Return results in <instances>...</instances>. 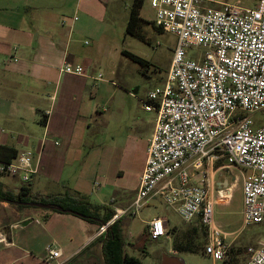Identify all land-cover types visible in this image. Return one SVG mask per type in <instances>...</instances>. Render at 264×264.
<instances>
[{"label": "built area", "instance_id": "obj_1", "mask_svg": "<svg viewBox=\"0 0 264 264\" xmlns=\"http://www.w3.org/2000/svg\"><path fill=\"white\" fill-rule=\"evenodd\" d=\"M150 4L156 27L174 34L176 47L166 82L150 91L144 102L147 111L157 112V120L136 198L99 228L98 237L130 211L137 213L161 197L185 223L205 227L204 254L213 262H225L231 243L229 233L214 220V206L230 197L215 189V162L224 159L226 167L242 172L244 226L264 223V122L256 128L248 115L264 111V0L255 8L240 2L214 8L203 5V0ZM190 48L201 53L190 56ZM61 71L85 73L81 65L67 63ZM98 78L103 80L101 74ZM36 173L32 151L0 163L1 175L23 183ZM165 224L163 218L152 219L149 236L153 240L167 236ZM0 242H7L2 232ZM46 251L51 262L62 257L56 244ZM244 264H264V244L251 249Z\"/></svg>", "mask_w": 264, "mask_h": 264}, {"label": "crops", "instance_id": "obj_2", "mask_svg": "<svg viewBox=\"0 0 264 264\" xmlns=\"http://www.w3.org/2000/svg\"><path fill=\"white\" fill-rule=\"evenodd\" d=\"M70 1L74 2L76 13L69 25L65 20L67 16L57 11L68 0H0V147L6 146L18 153L32 151L37 165V173L28 184L17 177L0 174V186L19 192L22 186L30 185L34 192L58 199L82 194L90 203L110 206L116 212L130 208L136 198L147 147L133 191L117 186L108 170L102 176L103 181H95L93 185L86 183L81 165L72 184L75 164L89 156L84 147L94 134V126L98 127L106 114L104 106L114 100L118 92L108 94L104 79L92 75V67L83 75L61 71L66 63L76 66L83 61L80 52L72 51L70 45L79 22L77 11L84 7L88 17H94L86 8L93 0ZM156 120L157 115L150 124L146 142L152 138ZM12 153L7 152V155ZM214 169L216 173L212 174L220 190L227 179L223 182L216 179L218 175L229 174L231 168L222 164ZM123 174V171L117 173L118 176ZM119 192L129 194L119 199L116 197ZM43 210L33 212L0 202V232L7 238L6 243L0 242V264H72L77 256L93 248L99 261L95 264H106L96 223L79 216H66L68 212L58 211L57 214L50 211L53 209ZM163 219L167 232L172 231L168 220ZM30 223H36L44 235V246L37 254L22 245L16 232ZM177 232L179 229L175 234ZM50 244L62 250L58 262L48 260L46 248ZM178 253L173 248L167 256L180 260Z\"/></svg>", "mask_w": 264, "mask_h": 264}, {"label": "rangeland", "instance_id": "obj_3", "mask_svg": "<svg viewBox=\"0 0 264 264\" xmlns=\"http://www.w3.org/2000/svg\"><path fill=\"white\" fill-rule=\"evenodd\" d=\"M134 1L93 0V3L87 4L86 8L94 17H88L87 12L83 10L84 7L77 11L79 22L71 37V50L80 52L83 59L80 65L85 72L92 67V75L103 76L108 94L115 90L118 93L114 100L104 106L106 114L100 125L94 126L92 130L94 134L84 147L85 154L88 153L89 156L86 160L75 164L73 185L76 172H79L81 165L84 166L86 173V183L93 185L95 181H103L102 176L108 170L110 178L116 180L117 186H123L129 191L136 188L143 151L145 147L148 149L150 143V140L146 142V137L150 124L157 115V112L147 111L144 102L150 91L163 87L166 82L177 38L174 34L160 31L156 27L155 11L151 7L150 0H143L139 13L142 20L140 33L143 37L128 34L127 26ZM236 2H240L246 8H255L260 0H203V5L217 8L225 3ZM61 9L57 8V11L60 15L67 16L65 20L70 25L71 18L76 13L74 2L68 0ZM97 10L100 11V16L95 17L96 13H99ZM66 43L67 41L63 45L65 46ZM124 49L146 60L148 64L144 66L122 54ZM200 53V49H188L190 56ZM135 91L137 93L133 94ZM248 115L255 122L256 128L264 122V111ZM215 163L225 165L226 161L222 159ZM230 170L229 174L218 175L216 179L217 182L227 179L231 196L226 194L225 197H230L228 200L215 204L214 220L229 233L228 241L231 243V250L233 248L231 254L237 258L235 264H244L250 256V250L264 244V223L244 226L243 175L238 169ZM119 171H123L124 174L118 176ZM233 185L235 187L232 188ZM221 189L226 188L222 185ZM128 194L119 192L116 197L120 199ZM215 194L217 195V192ZM26 209L33 212L45 211L38 207ZM50 211L59 214L54 209ZM66 216L78 218L72 213H67ZM154 218L168 220V226L172 228V231H168L167 237L153 240L149 236L148 224ZM42 221L44 222L43 219ZM120 223L125 251L139 259L141 264H162L163 256L174 248L175 230L187 231L191 226H195L185 223L178 212L168 207L161 197L152 199L137 213L135 210L130 211L122 217ZM16 232L19 233L18 239L22 240V245L27 249L35 254L42 250L45 243L44 235L36 223H30ZM207 239V230H200L194 235L192 243L195 246L193 247L196 248L198 243L204 245ZM185 243L179 236L178 245L183 247ZM197 248L190 252L181 251L177 257L183 264H231L228 260L213 262L209 255L202 253L200 245ZM88 261L92 264L99 262L96 248L86 250L77 256L72 264Z\"/></svg>", "mask_w": 264, "mask_h": 264}, {"label": "trees", "instance_id": "obj_4", "mask_svg": "<svg viewBox=\"0 0 264 264\" xmlns=\"http://www.w3.org/2000/svg\"><path fill=\"white\" fill-rule=\"evenodd\" d=\"M142 5H143V0L134 1L129 23L127 26L128 34L136 35L140 38L143 37L141 36V33H140V24L142 20L139 16ZM122 54L130 57L134 61H137L144 66L148 64L146 60L142 59L139 56L134 55L133 53L125 49L122 50ZM10 151L13 152L11 156L7 155V152H10ZM17 155H18V152H16L15 150L9 147H6V146L0 147V163H10L13 159L17 157ZM220 165L222 164H216V167H219ZM28 183H25V184H28ZM0 202H8V203L14 204L16 205L18 209L31 208L32 206L23 204V203H29V202L57 204V205L64 207L65 209H72L74 211H77L79 213L86 215L87 218L85 219H87L88 221L92 223H96L99 226V228L102 225L106 224L107 221H109L116 213L110 206L90 203L88 199L86 198V196L82 194H75V195L71 194L70 197H67L65 199H58V198L50 197V196L46 197V196H42L34 192L30 185L22 186L19 192L4 190L0 186ZM121 219L118 220L116 223H114L109 228V230L104 236L99 237V240L103 242V249H104V256H105L106 264H141V261L139 259H137L136 257L130 256L125 251V241H124L123 231H122V227L120 223ZM194 225L195 226H191V228H188L187 231H181L175 234L174 244H173L175 251L179 253L181 251L190 252L196 249L198 245H200L201 251L202 253H204V247L207 243V240L205 241L204 245L198 243L196 245V248L193 247L195 246V244L193 245L192 240L194 238V235L198 234L200 230L205 229V227L198 223ZM179 236H181V238L186 242L185 246L183 247L178 245ZM232 252H233V248L230 252L228 261L231 262V264H235L237 258L233 254H231Z\"/></svg>", "mask_w": 264, "mask_h": 264}, {"label": "water", "instance_id": "obj_5", "mask_svg": "<svg viewBox=\"0 0 264 264\" xmlns=\"http://www.w3.org/2000/svg\"><path fill=\"white\" fill-rule=\"evenodd\" d=\"M229 182L226 181L224 183V188H226L224 190V194H231L230 190H229ZM223 190V189H222ZM24 205H28V206H32V207H38V208H43V209H54L56 211L65 213V212H70L76 216L82 217V218H87L86 215L79 213L77 211H74L72 209H65L64 207L57 205V204H46V203H41V202H29V203H23ZM27 224V222L25 223ZM162 264H183L180 260H178L175 257H171V256H167L164 255L163 259H162Z\"/></svg>", "mask_w": 264, "mask_h": 264}]
</instances>
